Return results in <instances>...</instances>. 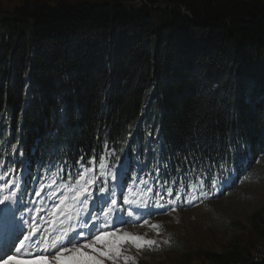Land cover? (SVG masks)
<instances>
[{
  "label": "trees",
  "instance_id": "1",
  "mask_svg": "<svg viewBox=\"0 0 264 264\" xmlns=\"http://www.w3.org/2000/svg\"><path fill=\"white\" fill-rule=\"evenodd\" d=\"M132 4L34 0L0 17V186L19 180L23 198L40 188L46 200L83 164L104 187L94 156L185 189L202 180L207 193L264 177V0ZM251 219L250 233L198 257L264 264V207Z\"/></svg>",
  "mask_w": 264,
  "mask_h": 264
},
{
  "label": "rangeland",
  "instance_id": "2",
  "mask_svg": "<svg viewBox=\"0 0 264 264\" xmlns=\"http://www.w3.org/2000/svg\"><path fill=\"white\" fill-rule=\"evenodd\" d=\"M25 1L32 2L34 0H0V17L5 16L6 14L4 13L18 8ZM43 1L49 2L50 5H55L56 3V0ZM61 1L78 4L83 0ZM125 1L129 4L133 3L132 8L138 10L143 5V0H133L134 2L132 0ZM2 34L7 35V30H5V26L0 24V38ZM254 168L264 174V157L258 159ZM117 177V180H113L110 177V188H107L108 192H106L107 189L105 188L104 193L94 196L95 200L96 197L98 198L97 205L93 206L90 204L91 199L89 200L90 214L100 216L102 219L100 208L105 206L102 198L109 197L111 191H115L116 199L117 197L119 199L117 207L121 208V211L114 213V216H122L124 220L128 221V223L121 224L119 220H116L115 226L121 228L122 231L142 235L145 236V239L157 241V246H153L154 250L151 251L144 249L138 252L135 248H130V254L137 258V264H181L183 261L180 251H187L190 255H193L195 258H192V262L205 264L204 260L198 257L197 254L206 252L216 253L219 249L224 250V247L234 239H239L250 233L253 223L251 216L264 207V177L254 181L241 182L232 191L227 193L222 191L221 186H217L213 192L207 193L201 185L195 189L190 188L187 190L172 183H161L160 181L156 183L155 180L146 179L149 186L153 188V193H149L148 195L151 197L154 193L160 192L164 197L161 203L165 207L157 208L152 203L148 208L138 210L145 213L143 216L138 218L134 213L132 217H129L123 211L128 206L120 205V202L121 197H123L122 194L128 193V186L132 185V183L127 181L128 179L124 178V174L121 172L120 176L117 175ZM121 178H123L124 183L120 182ZM136 187L143 188L145 186L136 182ZM169 187L172 188L171 196H168L166 192ZM188 193H192L195 199H192ZM64 195H67V193ZM177 195L180 196L178 200L176 199ZM168 200H174L175 203L168 205L166 203ZM189 200H191L190 203L188 202ZM41 201V198L37 196L34 198V202L36 203ZM59 202L55 201L54 205H58ZM23 204L16 197L13 207L14 209L18 208L19 217L23 214V218L29 221L31 215L23 213ZM9 207L11 206L9 205ZM10 215L11 211L9 208L4 209L0 206V232L10 231L11 225L14 224L11 221L15 220L12 217L7 221ZM48 215V211L41 208L39 215L32 220V225L39 229V236H42L47 231ZM88 216L89 214H82V218L88 219ZM145 220L148 221L147 224L144 223ZM73 224L76 225V221H73ZM97 224H99V221H97ZM153 224L160 225V228L158 230L154 229L152 227ZM22 233L23 230L20 231L19 235H22ZM171 244L175 247L171 248ZM32 252L35 253L36 249H33ZM8 257H13V259H8ZM19 259V256H6L4 259H0V264H18ZM106 264H109V262H106Z\"/></svg>",
  "mask_w": 264,
  "mask_h": 264
},
{
  "label": "snow or ice",
  "instance_id": "3",
  "mask_svg": "<svg viewBox=\"0 0 264 264\" xmlns=\"http://www.w3.org/2000/svg\"><path fill=\"white\" fill-rule=\"evenodd\" d=\"M107 147V146H106ZM83 159V158H82ZM99 164L101 177H104L105 186H107V178L111 177L117 180L116 172L108 169L104 156L97 158L94 156L89 164ZM82 172L77 173L75 182L65 184L64 189L69 195L61 196L58 205H55L50 215V227L42 236H36L38 228L21 219L23 224H29L27 234L22 233L23 238L19 239V246L15 244L16 252L21 256L28 255L30 259H19L18 264H137V258L130 254V248H135L138 252L144 249L154 250L153 246H157V241L154 239H145V236L136 235L128 231H122L121 228L115 226V221L119 220L121 224L128 223L122 216H114V213L120 212L121 208L117 207L116 193L111 191L109 197H103L102 202L105 205L100 208L102 219L100 216L90 214L89 200L92 195L91 186L97 182L98 177L93 174L92 167H84L81 164ZM56 175V174H53ZM175 182V181H173ZM52 183H55L53 180ZM201 185L203 181H200ZM217 181L212 180V186H216ZM139 184L145 187H136V179L132 185L128 186V193L123 195V205L128 207L123 209L129 217L134 213L139 218L145 213L138 211L146 209L150 204L154 203L157 208L165 207L161 201L164 197L160 192H156L153 196V188L149 186L148 180L139 179ZM51 186V185H49ZM191 187L195 189L196 184ZM100 193L105 192V187L99 188ZM167 195H172V188L166 190ZM40 191L36 192L39 196ZM192 199L195 196L188 193ZM16 193L5 195L0 199V204H5V201L12 202ZM176 199H180L177 195ZM18 202V201H17ZM189 203L191 200L188 201ZM168 205L175 203L174 200H168ZM6 208L12 210L9 205ZM82 214H89L88 219H83ZM35 219V217L33 218ZM89 220L92 222L89 223ZM76 221V225L73 224ZM99 221V224H97ZM148 223L147 220L144 221ZM154 229H159L160 225L153 224ZM79 229V230H78ZM83 229H88L87 232ZM127 246V247H126ZM24 252H21V250ZM32 249H36L33 254ZM0 259H4L0 257ZM13 259V257H8Z\"/></svg>",
  "mask_w": 264,
  "mask_h": 264
},
{
  "label": "bare ground",
  "instance_id": "4",
  "mask_svg": "<svg viewBox=\"0 0 264 264\" xmlns=\"http://www.w3.org/2000/svg\"><path fill=\"white\" fill-rule=\"evenodd\" d=\"M145 226V225H144ZM145 227H147V226H145ZM37 234V233H36ZM35 237H36V235L33 237V239H35ZM16 254V253H15Z\"/></svg>",
  "mask_w": 264,
  "mask_h": 264
}]
</instances>
